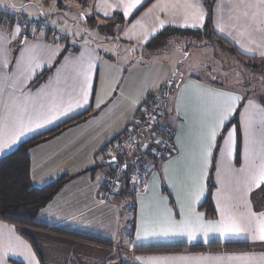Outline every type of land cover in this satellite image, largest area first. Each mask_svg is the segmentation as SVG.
I'll use <instances>...</instances> for the list:
<instances>
[{"label":"crops","instance_id":"1","mask_svg":"<svg viewBox=\"0 0 264 264\" xmlns=\"http://www.w3.org/2000/svg\"><path fill=\"white\" fill-rule=\"evenodd\" d=\"M72 1L75 2L73 10L80 13L85 22L89 17L110 21V18L122 15L124 23L111 20L118 28L115 50L121 55L148 42L166 27L201 29L206 22V0H141L127 16L123 7L126 0L69 2ZM51 3L54 4L53 1ZM259 3L260 0H213L212 27L216 35L228 41L238 52L264 62V10L256 7ZM186 4L193 7L185 8ZM46 11L41 10L39 20L52 30L44 29L46 32L40 35L32 32L14 10L0 9V138L10 140L23 129V135H19L11 147L0 152V157L21 142L87 112L29 150L30 179L33 186L40 187L64 173L75 174L39 210L36 218L49 227H62L102 239L103 244L72 238L48 228L19 226L0 218V264H14V261L23 264H76L75 260H80L84 254L74 247L124 250L134 256L135 264H264V241L252 238L255 221L248 224L244 219L249 210L258 216L264 214V207L256 208L252 197L259 188H254L247 197L244 195L249 172L264 162V104L261 99L249 96L240 88L206 81L195 74H183L170 82L168 77L171 75H166L152 86L155 89L149 93L151 87L146 90L145 86L138 84V79L133 78L131 82L136 86L131 92L128 79H124L125 74H119L113 67L115 55L98 44L106 38L82 40L78 50L77 47L70 48L62 56L63 51L69 48L68 38L59 33L54 18L45 14ZM193 12L203 13V20H193ZM21 14L22 18L28 19L26 14ZM107 39L111 42L116 40ZM120 44L125 45L124 50ZM116 80L124 82V85L116 87ZM169 84L173 87L168 96L166 113L159 123L173 133L172 153L160 159L163 157L156 155L154 148L157 144L151 135L136 153L138 161L148 167V172L145 183L135 184L134 217L131 220L124 211L130 183L123 182L117 193L107 200H103L101 195L112 174L114 162L111 160L119 151L115 138L122 135L135 119L139 107L146 101V93L150 96L154 90ZM218 93L240 99L223 126L217 129L210 162L205 169L202 137L207 132L205 125L213 122V116L223 100ZM249 101L255 107H251ZM241 104V150L240 160L236 163L237 129L231 126L223 134L222 130ZM37 124L40 126L37 127ZM230 133L231 154L228 147ZM145 153L150 158L145 157ZM108 163H111L110 167H107ZM96 166V170L87 171ZM212 166L215 183L212 200L217 215L208 218L200 206L207 196ZM202 172L203 195L192 204L190 193ZM164 186L169 194L164 192ZM127 209L129 211V207ZM192 209L203 215L205 223L219 221L224 211L242 219L248 230L240 235L225 237L210 232L206 240L202 233L194 240L186 236L145 234V230L158 231L165 220L179 223ZM137 233H140V239H137ZM236 242H247L251 249L222 250L225 243ZM213 243L220 244L221 248L192 250L196 245ZM151 246L183 247L164 251L146 250Z\"/></svg>","mask_w":264,"mask_h":264},{"label":"rangeland","instance_id":"2","mask_svg":"<svg viewBox=\"0 0 264 264\" xmlns=\"http://www.w3.org/2000/svg\"><path fill=\"white\" fill-rule=\"evenodd\" d=\"M47 1L48 2H42V0H0V9L3 10L7 8L8 10H14V13L18 14L17 17L20 20L24 19L25 21V18H22L23 15L21 14L23 12L26 14L27 20L38 21L37 24H28L27 21L25 24L30 27L32 32L40 35H43L46 32L45 30H52L51 27L39 20V14L42 13L41 10L45 11L46 9L47 11L45 14L54 18V24L57 26L56 29H58L59 33L63 37L65 36L68 38V49L73 47L76 49L77 47L78 50L81 41L88 40L90 37H97L99 40L106 38L103 42H99L98 44L102 48H107L110 53L115 55V60L113 61L115 66L113 67L119 71V74L121 72L125 74L124 79L125 81L128 79L131 92L135 90L136 86L131 82L133 78L138 79V84L145 86L146 90L151 87L152 89L148 91L149 93L151 90L155 89V87L152 86H155L157 82L165 78L166 75H171L168 77L170 82L171 80L179 79L183 74H195L206 81H212L226 87H237L242 89L249 96L259 97L264 92V66L257 71H252L247 67L241 57L235 56L233 53L229 52L225 44H220L219 42L207 44L204 42L205 40L176 36L159 52L145 47L144 43L134 47L132 51L128 52L130 54L125 52L121 55L117 53L119 51L115 50L116 42H118V28L114 27L115 25L111 24L110 21L89 17V21H86V23L83 20V16L73 10L74 1L70 2V8L62 9L57 5V0ZM52 1L54 4L51 3ZM12 6L16 8L9 9L14 8ZM16 9H18V11H15ZM49 11L52 12V15L51 13L49 14ZM59 24H62V26L60 27ZM37 27L41 29L36 30ZM53 30H55V28H53ZM51 37L54 38L53 36ZM107 38H116V40L111 42ZM55 39L57 41L59 40V38ZM119 46L124 50L125 45L120 44ZM112 49L114 50L112 51ZM232 62L234 65H232ZM119 85L123 86L124 82H118L116 80V87ZM157 91L158 90H154L151 92L149 94L150 98ZM136 93H138V89ZM148 93L144 96V101L147 99ZM172 134L171 140H167L169 143H172ZM121 136L120 134V138ZM115 140L116 144L119 139ZM144 156L150 158L147 153H145ZM110 165L111 163H108L107 167H110ZM124 182L126 183V181ZM129 183L130 188L125 195L124 211L132 220L134 217L132 206L134 203L136 182L130 180ZM128 207L129 211L127 209ZM72 238L75 237L72 236ZM74 248H79L83 252L82 254H84L80 260H75L76 264H135L134 256L124 250H114L110 247H99V249L97 247Z\"/></svg>","mask_w":264,"mask_h":264},{"label":"trees","instance_id":"3","mask_svg":"<svg viewBox=\"0 0 264 264\" xmlns=\"http://www.w3.org/2000/svg\"><path fill=\"white\" fill-rule=\"evenodd\" d=\"M54 1V0H53ZM70 0H57V5L60 8H64L69 6ZM206 22L203 28L201 29H185L178 27H166L162 29L159 33L153 36L148 42L145 43V47L151 50H159L160 48L167 46L170 40L176 36H180L181 38L193 37L198 40H205L204 42L207 44H214L219 42L220 44H225L229 49V52L233 53L235 56L241 57L244 60V63L247 65L249 69L252 71H257L264 66V62L257 59L256 57H250L241 54L237 51V49L231 45L228 41L216 35L213 27V0H206ZM118 20L122 23L125 22V19L122 15L118 14L116 17L110 18L109 20ZM24 20V19H23ZM89 21V19H86ZM27 20H25L26 22ZM113 24L114 22L111 21ZM68 50L66 48L62 56ZM233 63V62H232ZM234 65V63L232 64ZM45 71L44 73H46ZM243 83V82H241ZM168 87H173L172 84H169ZM247 96V95H246ZM244 96V98L246 97ZM261 101L264 104V92L259 96ZM150 99V96L143 103L146 104ZM165 104H167V99ZM142 105V106H143ZM142 106L139 107L137 114L141 111ZM242 104L238 107L235 114L232 118L225 124L222 134L227 131L231 126H235L238 133V145H237V154H236V163L240 160V150H241V132L239 126V111ZM85 113H82L75 117V119L83 117ZM166 113V107H164L163 113L160 115L154 129V135H159L160 138L165 140H171V133H169V128L166 126L160 125V119ZM73 119V120H75ZM71 120V121H73ZM71 121H67L57 127H54L44 133L33 136L23 142H21L14 150L0 157V218L5 219L11 223H14L19 226H32L36 228H48L52 231L64 233L69 236L78 237L86 240H91L92 242H96L97 244H103L102 239L96 237H89L84 234L74 233L72 231L66 230L62 227H53L42 223L37 220L36 215L39 210L49 203L55 194L60 190V188L70 179L73 178L75 174L64 173L60 177L50 181L49 183L37 187L31 184L30 179V156L29 150L40 142L53 137L57 133L60 132ZM127 129V127H126ZM123 131V134L126 132ZM122 134V135H123ZM153 134L151 136L153 137ZM120 134L115 138L118 139ZM221 141V136L218 139V144ZM216 146V147H217ZM217 149V148H216ZM216 151V150H215ZM165 158V157H164ZM160 158V159H164ZM97 169L96 167H92L87 171H94ZM126 183H129L128 178H125ZM208 191L207 196L200 209L203 210L208 218H215L217 215L216 208L214 206L212 200V193L215 188V183L213 180V166L210 171L209 179H208ZM164 192L169 194L168 189L164 186ZM253 200L256 204V208L262 209L264 207V186L260 187L253 194ZM171 202L172 198H171ZM25 234V233H24ZM100 242V243H99ZM224 246V247H223ZM222 247V250L226 251H245L251 249V246L247 242H236V243H225ZM183 246H151L146 250L148 251H164V250H176L182 249ZM221 248L220 244H209L208 246L204 245H196L192 250L203 251L205 249L217 250ZM14 264H23L20 261H14Z\"/></svg>","mask_w":264,"mask_h":264},{"label":"snow or ice","instance_id":"4","mask_svg":"<svg viewBox=\"0 0 264 264\" xmlns=\"http://www.w3.org/2000/svg\"><path fill=\"white\" fill-rule=\"evenodd\" d=\"M141 0H126L123 3L124 7V15H129L133 9H135ZM14 7V6H12ZM185 8H192L193 5L186 4ZM258 9L264 10V0H260L259 5H257ZM254 16L256 13L253 14ZM203 13H192L193 20H203ZM163 23V22H161ZM195 26V25H193ZM223 29H221L222 31ZM19 28H17V32ZM87 82V78L85 83ZM219 97H222L223 100L220 103L218 110L213 116V122L210 124H206L207 128L206 135L202 137V155L204 160V168H207L209 158L211 157V148L214 146L215 138L217 135V129L222 127L224 121L228 119L229 115L234 111V106L237 100L240 99L238 96H232L226 93H218ZM84 100H87V91L85 89ZM251 107H255V105L249 101ZM40 125L37 124V127ZM31 130V129H29ZM19 135H23V129H21L20 133L16 136H13L10 140H3L0 138V152L6 150L11 147V144L15 143L19 138ZM231 138L232 134L229 136V154H231ZM241 171H244L243 169ZM203 172L201 174L200 180L195 181L193 184L192 191L190 193L191 203L194 204L199 201L200 197L203 195V184H202ZM264 186V162H262L259 166H255L253 170H251L248 174L247 179L245 180V193L244 195L247 197L251 194V191L254 188H260ZM248 201L246 200V203ZM244 219L247 220L248 224H251L255 221L256 228L252 231V238L258 239L260 241H264V214H260L252 212L249 210L247 217ZM248 229L245 227V224L242 219H237L236 217L228 214L224 211L221 212V219L217 222H207L205 223L203 220V215L200 213H196L194 209L191 210L190 214L182 219L179 223H176L171 220H165L160 227V229L153 230L151 232H147L145 230L146 235L152 236H186L189 240L196 239L198 234H203L205 240L210 232L219 233L221 237H225L228 235H240L241 233L247 231ZM140 233H137V239H140Z\"/></svg>","mask_w":264,"mask_h":264},{"label":"built area","instance_id":"5","mask_svg":"<svg viewBox=\"0 0 264 264\" xmlns=\"http://www.w3.org/2000/svg\"><path fill=\"white\" fill-rule=\"evenodd\" d=\"M27 23L37 24L38 21L27 20ZM169 93L170 88L168 85L162 86L142 106L141 111L127 126L126 132L121 138L117 139L116 145L119 151L114 162L112 174L107 179L101 194L103 200H107L115 195L120 185L125 181V178H128L129 181L134 180L139 184L145 183L148 167L138 161L136 153L142 148L145 139L154 133V127L163 113ZM157 136L153 134L152 137L153 142L157 144L156 148H154L156 155H161L163 158L169 156L172 153V144Z\"/></svg>","mask_w":264,"mask_h":264},{"label":"water","instance_id":"6","mask_svg":"<svg viewBox=\"0 0 264 264\" xmlns=\"http://www.w3.org/2000/svg\"><path fill=\"white\" fill-rule=\"evenodd\" d=\"M111 161L115 162L116 161V158H113Z\"/></svg>","mask_w":264,"mask_h":264}]
</instances>
